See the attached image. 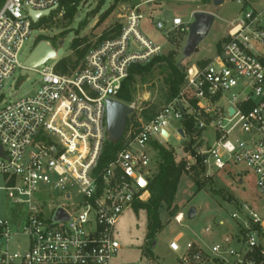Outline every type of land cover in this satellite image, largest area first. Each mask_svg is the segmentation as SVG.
Wrapping results in <instances>:
<instances>
[{
  "label": "built area",
  "instance_id": "obj_1",
  "mask_svg": "<svg viewBox=\"0 0 264 264\" xmlns=\"http://www.w3.org/2000/svg\"><path fill=\"white\" fill-rule=\"evenodd\" d=\"M259 1L229 27L219 53L203 66L186 68L178 96L100 170L97 163L107 140L106 100H116L132 65H145L163 54L160 45L139 31L144 15L138 7L127 9L119 35L90 49L71 73L57 72L58 60L29 70L40 77L37 90L4 103V81L25 69L19 61L23 46L39 28L37 23L62 0L0 3V177L8 199L26 208L23 217L16 216L15 227L0 219V264H113L120 248L115 225L135 202L148 199V180L155 172L149 150L153 143L165 146L156 137L167 140L170 117L182 122L183 136L177 134L192 142L208 174L213 168L219 172L243 167L252 174L261 202L259 211L242 204L231 213L241 228L237 248L226 237L210 253L223 264H264V0ZM45 10L48 16L32 20L31 12ZM155 28L163 30L164 24L158 21ZM173 29L187 31L188 26L172 18ZM235 131L243 138L234 137ZM203 144L206 148L198 150ZM192 160L194 164L195 156ZM184 169L189 171L190 164ZM39 185L61 192L68 202L73 199L71 189H77L79 197L72 204L49 203L41 198ZM59 208L67 217L55 222ZM22 238L24 249L11 251L12 240ZM168 248L179 255L180 264L209 258L193 243L182 250L172 240Z\"/></svg>",
  "mask_w": 264,
  "mask_h": 264
},
{
  "label": "rangeland",
  "instance_id": "obj_2",
  "mask_svg": "<svg viewBox=\"0 0 264 264\" xmlns=\"http://www.w3.org/2000/svg\"><path fill=\"white\" fill-rule=\"evenodd\" d=\"M259 0H224L220 6H214L212 3H203V0H136L134 5L144 15L143 20L139 23L140 33L152 41L154 44L162 47V53L167 54L169 51L177 52V59L180 58L184 65L196 64L199 61L212 59L216 54V45L227 35V30L242 18L245 9L258 7ZM173 4V6L171 5ZM133 4L121 5L105 19V11L111 5V0H79L76 14L71 23L64 21L61 15H53L52 22L42 23L39 28H34L28 41L23 46L19 61L24 62L30 55L35 40L38 37H46L50 45L53 39L63 40L62 57L71 55L69 50L70 42L73 38H86L89 45L94 44L100 35L108 30L115 22L122 25L123 17L127 9L135 7ZM198 12L210 13L214 16L213 25L208 35L198 45L196 51L190 58H183L181 52L187 38V31L173 29L170 31V22L172 18H179L183 24L192 22L193 10ZM168 11L169 17L164 18L163 12ZM103 19V20H102ZM164 24L163 30L155 28L156 22ZM41 42V41H40ZM58 46V42L55 45ZM92 49V48H91ZM57 59L46 62V65L54 64ZM154 87L150 85L151 80L143 84L137 82L136 94L131 103L133 105V114L137 117L141 109L154 106L155 113L160 111L164 106L162 102V86L157 80ZM40 83L39 75L21 76L20 70H16L12 76L5 80L1 89L4 103H10L33 94ZM137 119V118H136ZM138 127L129 125L130 133L127 132L125 142L133 139L139 129L147 123L142 119L137 120ZM182 127V122L173 117L167 121L166 130L169 137L166 141L161 140L158 136L156 139L162 141L165 147L173 149L177 159H182L190 164V170L184 169L177 192L174 199V209L169 211L162 210L160 222L161 230L155 235L154 242L150 247L151 257L145 252L148 239H146L147 215L144 211H134V208L127 209L121 214L115 225V240L119 243L120 248L113 258V264H180L179 255L170 252L168 243L177 240L180 249H184L187 243L199 245L201 249L210 258H204L200 264H223L218 258L210 253L214 244L220 243L224 238H232L231 246L237 248L240 239L239 222L231 218V213L237 212L239 206L244 204L255 211L260 210L261 202L254 188L253 177L251 173L244 171L243 167H234L233 173H219L216 169L202 168L198 174L201 189L194 184V168L198 167L197 161L193 164L192 154L188 148V137H180L177 130ZM236 138H243V135L235 131L233 134ZM187 148V149H186ZM198 150H204L206 147L199 145ZM152 159L156 157L153 148L149 150ZM201 162V161H200ZM185 168V167H184ZM240 178V182L238 180ZM5 184L0 177V219H6L15 227V218L24 216L25 206L15 205L8 199L4 190ZM39 193L49 203L57 205L72 204L76 202L75 197H79L77 189H71L73 196L72 201L62 199L61 192L53 190L50 186L39 185ZM189 208H194L196 214L193 219H188L186 213ZM178 216H181L180 222H177ZM242 216V215H241ZM14 217V218H13ZM208 229L210 232L206 233ZM178 236H181L177 238ZM239 236V237H238ZM262 246L264 245V235L260 233ZM237 240V241H236ZM17 243V244H16ZM10 250L22 251L24 249L25 239L12 240ZM22 246V247H20ZM145 256H144V255ZM178 262V263H177Z\"/></svg>",
  "mask_w": 264,
  "mask_h": 264
},
{
  "label": "trees",
  "instance_id": "obj_3",
  "mask_svg": "<svg viewBox=\"0 0 264 264\" xmlns=\"http://www.w3.org/2000/svg\"><path fill=\"white\" fill-rule=\"evenodd\" d=\"M2 1L3 0H0V3ZM135 1L136 0H111V5L105 11L102 18L105 19L119 6L133 4ZM78 2L79 0H62L58 9L51 13L48 17L42 18L39 23H37L36 27H39L45 22H52V18L48 20L46 19L50 16L57 15L60 12L62 13V19L71 23L75 17ZM203 3H211V0H203ZM121 27L122 25L120 23L115 22L108 28V30L104 31L92 45L87 43L86 38H73L69 45L71 55L62 57L57 61L56 71L61 74H68L74 71L80 66L83 58L91 48L96 47L104 40L116 38L120 33ZM40 41H48V39L46 37H38L35 40L34 46ZM57 42H59V39H53L51 46L54 49L57 48L55 46ZM223 42H225V38L217 43L216 53L220 52ZM177 56V52L169 51L167 54H161L154 57L145 65H132L128 70L127 77L122 81L121 87L115 96V99L121 103L130 105L133 102L137 91V82L140 81L144 84L146 80H151L150 85L154 87L156 83L154 78H157L162 86L161 98L164 105L175 99L183 85L186 68L189 66L188 64L184 65L181 63L180 58L177 59ZM208 61L209 60L199 61L196 64L203 66L208 63ZM155 114L154 106L141 109V112L137 117L132 112V114L126 119V126L121 139L118 142H112L108 139L104 142L98 159L97 169L100 170L106 167L113 160L115 154L124 147L127 131L131 123L134 127H138L137 120L142 119L148 122ZM185 126L190 133V120L185 122ZM188 145L190 146L188 150H190L192 154H196L195 150L191 148L192 142L188 143ZM152 148L156 152V157L153 159L155 172L148 180L149 197L145 202H135L132 206L135 212L142 210L147 215L148 232L146 234V239H148V243L145 252L148 256L151 255L150 247L154 242L155 235L161 230V211H171L175 208L174 199L179 181L184 174L185 167V162L182 159L176 158V153L173 149L157 145L156 143L152 144ZM196 161L198 163V167L194 168L193 171L194 184L198 187V189H201L200 181L197 177L200 170H202V168L199 167L201 158L197 157Z\"/></svg>",
  "mask_w": 264,
  "mask_h": 264
},
{
  "label": "water",
  "instance_id": "obj_4",
  "mask_svg": "<svg viewBox=\"0 0 264 264\" xmlns=\"http://www.w3.org/2000/svg\"><path fill=\"white\" fill-rule=\"evenodd\" d=\"M223 2L224 0H211V3L214 6H220ZM49 13V10H45L42 12H31L30 15L32 20L36 21L40 16H48ZM213 22L214 16L210 13L195 12L192 14V22L188 26L186 42L181 52L183 58L187 59L193 55L198 45L208 35ZM62 44L63 40H60L58 42L57 48L54 49L46 41L39 42L33 48L30 55L25 59L23 63L25 69L20 72L21 76H34V73L29 70L40 67L49 60H59L62 55ZM105 104L107 139L112 142H118L123 135L126 126V119L132 114L133 109L131 107H127L126 104L114 99H107ZM177 132L180 136H183L181 129H179ZM195 214V209L189 208L186 213V217L188 219H193ZM66 217V213L59 208L57 209L55 222L61 221Z\"/></svg>",
  "mask_w": 264,
  "mask_h": 264
},
{
  "label": "crops",
  "instance_id": "obj_5",
  "mask_svg": "<svg viewBox=\"0 0 264 264\" xmlns=\"http://www.w3.org/2000/svg\"><path fill=\"white\" fill-rule=\"evenodd\" d=\"M151 1V0H150ZM160 0H154V2H159ZM171 5L173 6V4L171 3ZM135 7H139V6H137V5H135ZM193 13H195V12H198V10H196V9H194L193 11H192ZM163 17L164 18H166V17H169V12L168 11H165V12H163ZM172 20V19H171ZM170 24H171V22H170ZM169 24V25H170ZM183 24V23H182ZM184 26H189V24H183ZM234 169V168H233ZM233 169H229L228 171H219V173H231L232 175L233 174H235V173H233ZM235 175H238L239 176V174H235ZM238 180H239V182H240V178L238 177ZM253 183H254V181H253ZM255 188V187H254ZM14 218V217H13ZM240 231H241V228H240ZM240 231L238 232V234L240 233ZM179 237H181V236H178L177 238H179ZM17 244V243H16ZM16 244H11V245H16ZM196 247H198V248H200L201 249V247L199 246V245H196V244H194ZM171 252V251H170ZM173 253V252H172ZM210 258V257H209ZM178 263V262H177ZM207 262H204L203 264H206Z\"/></svg>",
  "mask_w": 264,
  "mask_h": 264
}]
</instances>
